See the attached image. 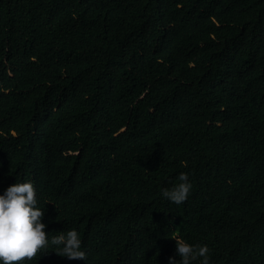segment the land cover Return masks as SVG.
Instances as JSON below:
<instances>
[{"label": "trees", "instance_id": "obj_1", "mask_svg": "<svg viewBox=\"0 0 264 264\" xmlns=\"http://www.w3.org/2000/svg\"><path fill=\"white\" fill-rule=\"evenodd\" d=\"M15 180L86 251L23 264H168L177 235L264 264V0H0V192Z\"/></svg>", "mask_w": 264, "mask_h": 264}, {"label": "clouds", "instance_id": "obj_2", "mask_svg": "<svg viewBox=\"0 0 264 264\" xmlns=\"http://www.w3.org/2000/svg\"><path fill=\"white\" fill-rule=\"evenodd\" d=\"M177 181L170 188H161V195L180 204L186 200L191 182L185 172L178 173ZM43 215L44 207L38 206L31 180H15L0 192V264H23L25 258L31 259L38 250L48 247L68 259L85 260L86 251L77 230L69 228L48 236L44 231ZM173 239L179 261L169 256L168 264H191L197 258L199 264H209L207 244H191L179 235Z\"/></svg>", "mask_w": 264, "mask_h": 264}]
</instances>
